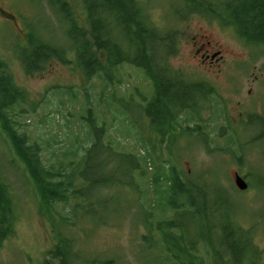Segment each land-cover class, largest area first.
I'll return each instance as SVG.
<instances>
[{
	"label": "trees",
	"instance_id": "1",
	"mask_svg": "<svg viewBox=\"0 0 264 264\" xmlns=\"http://www.w3.org/2000/svg\"><path fill=\"white\" fill-rule=\"evenodd\" d=\"M169 1L176 21L200 16L231 27L246 45L264 48V0ZM49 8L63 24L70 47L68 50L59 49L42 40V35L31 34L29 49L19 55L26 72L32 74L48 61L57 59L75 64L87 80L101 78L103 93H106L112 85L120 83L114 81L115 70L128 64L143 71L157 86L151 98L138 102L139 110L149 122V137H144L135 127L132 131L135 124L130 116L124 117L130 128L117 130L116 136L108 135L97 119H83L85 126H81V131L84 137H76L70 147H78V152H66L64 160L71 161L67 163L65 160V164L56 169L58 173H53L44 167L39 168L38 151L42 147L37 140L31 143L14 128L11 110L18 107L23 111L21 106L29 101V95L15 83L0 56V128L12 140L17 154L24 161L26 167L22 169L30 172L37 181L34 188L44 194L46 204L55 199L53 194L59 199L67 197L63 210L70 208L74 215L78 209L82 218L90 217L96 213V205L105 207L108 200L105 197L104 201L93 203L91 197H85L86 189L126 192L124 199H134L136 206L142 205L143 201V213L147 215V219L143 218L146 233L139 247L144 253L156 249L159 264H264L253 240V230L239 224V213L231 210L221 197L222 191L233 197L228 189L219 182H215L218 185L215 186L212 185L214 182L203 181L201 178L204 177L190 179L187 171L180 168L182 148L177 147L179 137L201 138L205 144L208 142V147L217 145L212 134H217L218 130L211 124L220 119V114L214 112L215 117L205 120L202 113L209 109L214 111L220 100L209 84L187 81L170 69L167 61L177 52V33L158 30L153 24L148 0H50ZM69 54L72 59L67 57ZM69 90L65 91L66 95L76 97L77 93ZM115 91L112 88L111 92L108 91L106 105L110 106L112 101L114 106L121 108L118 110L126 113L127 102L115 98ZM103 100L101 98V102ZM116 100L119 102L115 103ZM113 113L117 118L116 112ZM248 117V124L255 121L260 125L254 140H264V113ZM88 121L94 126L96 136L91 135ZM120 136L133 139L138 148L131 150L129 143L120 140ZM45 144L51 146V140ZM234 144L230 135L226 145ZM94 149L101 160L94 155ZM217 149L227 151L221 147ZM94 157L98 163L93 165ZM113 163L116 166L111 167ZM95 168L98 173L102 169L109 173L94 177ZM5 178L0 171V244L13 233L16 213V203ZM261 179H264L262 174L258 175L257 184L253 186L259 189ZM210 187L216 188L211 190ZM210 194L216 201L214 204L209 199ZM187 217L194 222L193 227L184 222ZM70 219L71 223L75 221L73 217ZM52 221L55 229L54 219ZM98 221L105 223L106 218ZM190 233L193 236L188 237ZM73 245L72 240L58 235L42 264H74ZM80 263L116 264L113 260Z\"/></svg>",
	"mask_w": 264,
	"mask_h": 264
},
{
	"label": "rangeland",
	"instance_id": "2",
	"mask_svg": "<svg viewBox=\"0 0 264 264\" xmlns=\"http://www.w3.org/2000/svg\"><path fill=\"white\" fill-rule=\"evenodd\" d=\"M49 1L0 0V56L15 83L29 95V101L21 106L23 111L18 107L11 110L14 128L31 143L37 140L41 145L42 149L38 151L41 163L39 168L58 173L56 169L64 165L65 160L67 163L71 161L67 158L64 160L63 155L66 152H78V147H70L76 137H84L81 131V126H85L83 119H97L108 135L116 136L117 130L126 131L130 128L124 121L130 116L135 124L132 131L135 127L144 137H149V122L139 110L138 104L151 98L156 86L143 71L128 64L116 69L114 81H120L121 84L112 85L111 88L116 89L115 98L127 102L124 113L112 101L110 106L106 105V101H109L106 97L110 95L111 88L108 89L109 93H103L102 79L95 77L87 80L75 64L53 59L32 74L26 72L19 55L21 51L29 49L31 34L42 35V40L59 49L68 50L70 47L63 24L50 10ZM148 3L153 24L158 30L177 33V52L167 61L171 69L181 73L187 81L209 84L220 100L214 111L209 109L202 113L205 120L215 117L214 112L220 114V119L211 124V127H217L218 130L217 134H212L217 145L208 147V142L205 144L201 138L179 137L177 147L182 148L180 168L187 171L190 179L204 177L201 178L203 181L214 182L212 185L215 186H218L215 182H219L228 189L233 197L223 191L221 197L231 210L239 213V224L253 230V240L264 262V179L259 181V189L255 187L258 175L264 176V140H254L260 125L255 121L248 124L247 119L249 115L264 113V48L248 46L231 27L200 16L176 21L169 0H148ZM201 34L206 35L213 45L215 41L219 42L215 49L220 53L205 63L201 62L195 52L200 42L197 47L193 45ZM67 57L73 58L71 54ZM69 89L77 93L76 97L66 95L65 91L70 92ZM101 98H104L103 102ZM218 99H215L216 102ZM113 111L117 118H114ZM90 130L91 135L96 136L92 124ZM222 130L223 135L220 136ZM230 135L235 144L227 147ZM119 138L129 143L131 150L138 148L133 139ZM49 140L51 146L45 144ZM216 146L227 151H219ZM185 147L188 149L183 150ZM97 152L95 150L94 155ZM96 156L101 160L100 156ZM95 163H98L96 157L93 165ZM112 166H116V163ZM23 167L26 165L17 154L12 140L0 128V171L6 177L5 182L16 203L13 233L0 244V264H42L46 252L54 246L58 235L74 242V264L86 260H113L116 264H159L156 249L144 253L139 247L146 233L143 218L147 219L143 213L145 207L142 200V205L136 206L134 199H124L126 192L86 189L84 193L87 199L91 197L92 202L96 203L104 201L106 197L108 205L102 208L96 205L95 214L82 218L78 209L74 215L70 208L63 210L67 197L59 199L53 194L55 199L47 205L43 199L44 194L34 188L37 181ZM102 170L98 173L95 168L93 176L104 177L109 173L107 169ZM236 173L248 183L247 190L240 191L235 186ZM209 199L213 204L216 202L212 194ZM70 203L75 204L73 201ZM71 217L75 219L72 223ZM102 217L106 218L105 223L98 221ZM52 219L56 224L55 229ZM184 222H189L187 226L190 227L194 225L189 217ZM191 236L192 233L188 234V237Z\"/></svg>",
	"mask_w": 264,
	"mask_h": 264
},
{
	"label": "flooded vegetation",
	"instance_id": "3",
	"mask_svg": "<svg viewBox=\"0 0 264 264\" xmlns=\"http://www.w3.org/2000/svg\"><path fill=\"white\" fill-rule=\"evenodd\" d=\"M0 13H2L1 9H0ZM198 42H200L199 48L195 49V52L197 55H199L202 63H205L206 61L209 62L210 60H213L215 58V56H217L218 53H220V51L215 49V46H218L219 42L215 41L214 45H213L212 42L209 39H207L206 35H203V34L199 35V40L197 42L196 41L193 42L194 47H197ZM170 69H171V67H170ZM177 74H179V76L181 78H183L181 76L182 75L181 73H177ZM166 78H168V77H166ZM152 82L155 86H157V84L154 81H152Z\"/></svg>",
	"mask_w": 264,
	"mask_h": 264
},
{
	"label": "water",
	"instance_id": "4",
	"mask_svg": "<svg viewBox=\"0 0 264 264\" xmlns=\"http://www.w3.org/2000/svg\"><path fill=\"white\" fill-rule=\"evenodd\" d=\"M234 184L240 191H245L248 189V183L246 182L244 177H242L238 173L235 174Z\"/></svg>",
	"mask_w": 264,
	"mask_h": 264
}]
</instances>
